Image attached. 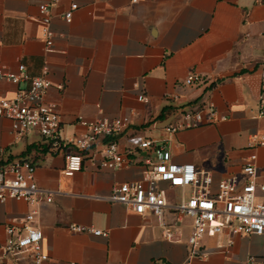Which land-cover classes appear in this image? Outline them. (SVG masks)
Wrapping results in <instances>:
<instances>
[{"label":"crops","instance_id":"obj_1","mask_svg":"<svg viewBox=\"0 0 264 264\" xmlns=\"http://www.w3.org/2000/svg\"><path fill=\"white\" fill-rule=\"evenodd\" d=\"M44 0H0V70L15 72L23 63L30 76L46 61L44 100L56 104L59 134L70 139L85 131L79 118L129 116L130 125L114 140L126 155L127 137L140 133L163 140L177 163L210 171L212 192L221 179L244 181L241 166L255 153L257 181L264 184V145L251 146L250 136L264 138V115H258L264 63V5L255 0H58L51 9L54 48L45 51L38 5ZM76 3L72 19L64 13ZM198 74L201 83L184 78ZM28 81L0 78V99L13 98ZM212 103L224 121L185 128L169 135L164 127L189 105ZM205 116L207 111H203ZM39 136H16L9 119L0 116V161L33 155L27 149ZM104 140V139H102ZM27 152V153H26ZM74 152V151H73ZM116 169L84 164L66 174L62 151L36 155L35 180L51 192V202L37 206L25 200L0 201V264L6 228L19 226L35 209L34 224L43 233L49 264H264V232L230 235L227 230L205 237L206 258L189 257L191 219L179 222L172 208L164 223L151 213L139 214L106 197L113 187L141 179L149 151H134ZM169 202L189 196L190 188L160 182ZM69 224L92 226L108 236L74 232ZM163 229L181 230L169 240Z\"/></svg>","mask_w":264,"mask_h":264},{"label":"built area","instance_id":"obj_2","mask_svg":"<svg viewBox=\"0 0 264 264\" xmlns=\"http://www.w3.org/2000/svg\"><path fill=\"white\" fill-rule=\"evenodd\" d=\"M57 1L44 0L38 5L41 39L47 53L55 50L54 32L50 24L51 9ZM255 1L264 5V0ZM76 7L77 4L73 3L64 13L66 22L71 21ZM47 75L46 61L41 66L40 74L36 76H30L23 63L18 64L15 72L0 70V78L13 83L28 81V86L19 89L13 98L0 99V116L10 120L11 129L16 136L35 134L51 143L52 152L62 151L67 162L66 174L81 169L84 164L97 169L120 168L127 160L126 155L140 150L151 152L153 157L144 160L148 166L141 179L115 185L106 198L139 214H154L162 223L166 208H172L176 212L179 222L184 217L190 218L187 244L191 258H206L209 252L203 244L204 238L215 236L223 230H227L230 235L228 246L232 244L231 237L234 235H260L264 232V184L257 181L255 153H251L241 166L244 175L242 183L239 184L237 178L231 175L221 179L217 190L212 192L210 171L197 169L193 163L174 162L163 140L135 133L127 137L126 155L119 153L114 138L130 125L129 116L90 120L79 118L85 131L73 138L62 139L59 134L61 117L56 104L44 100L45 91L51 84ZM202 81L198 74L190 72L183 83L192 86ZM203 111H207L206 116ZM258 115H264V63ZM226 118L210 102L205 106L189 105L164 130L172 135L181 129L224 121ZM249 144L264 145V138L253 134ZM35 169V162L28 158L6 164L0 161V201L14 198L25 200L33 206H37L42 199L51 202V192L40 187L35 180ZM160 182H166L172 187H189L190 195L181 196L176 202H169L166 192L158 188ZM35 214L36 210L31 209L21 219L19 226L10 225L6 228L7 239L2 250L7 264H49V255L42 246V230L34 224ZM68 229L108 236L107 231L92 226L69 224ZM162 235L169 240H180L181 230L173 232L163 229ZM253 261L251 257L247 264H253ZM69 264L81 263L72 261Z\"/></svg>","mask_w":264,"mask_h":264},{"label":"trees","instance_id":"obj_3","mask_svg":"<svg viewBox=\"0 0 264 264\" xmlns=\"http://www.w3.org/2000/svg\"><path fill=\"white\" fill-rule=\"evenodd\" d=\"M29 150H33L34 151V154L33 155H29L28 154V156H25V157H22V158H28L32 162H35L36 161V155H37V153H39L40 155H43L45 153L52 152L51 143L48 142V141H45V139L42 138V137H39L38 140H36L33 143H31L29 145V148L27 149V152Z\"/></svg>","mask_w":264,"mask_h":264}]
</instances>
